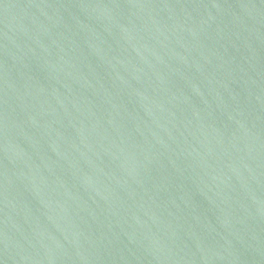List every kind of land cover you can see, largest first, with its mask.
<instances>
[{
    "label": "water",
    "instance_id": "95a60500",
    "mask_svg": "<svg viewBox=\"0 0 264 264\" xmlns=\"http://www.w3.org/2000/svg\"><path fill=\"white\" fill-rule=\"evenodd\" d=\"M0 264H264V0H0Z\"/></svg>",
    "mask_w": 264,
    "mask_h": 264
}]
</instances>
